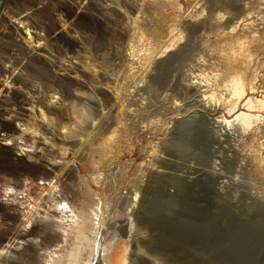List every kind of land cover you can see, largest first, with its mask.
Instances as JSON below:
<instances>
[{"label":"rangeland","instance_id":"rangeland-1","mask_svg":"<svg viewBox=\"0 0 264 264\" xmlns=\"http://www.w3.org/2000/svg\"><path fill=\"white\" fill-rule=\"evenodd\" d=\"M0 83V264H264V0H0Z\"/></svg>","mask_w":264,"mask_h":264},{"label":"bare ground","instance_id":"bare-ground-1","mask_svg":"<svg viewBox=\"0 0 264 264\" xmlns=\"http://www.w3.org/2000/svg\"><path fill=\"white\" fill-rule=\"evenodd\" d=\"M92 5V4H91ZM13 26V25H12ZM17 28V27H16ZM18 31V30H17ZM19 44V43H17ZM17 74V73H16ZM14 77V76H13ZM14 79V78H13ZM15 80V79H14ZM6 84V83H5ZM3 84V83H0V91H9L8 87ZM244 91V90H243ZM15 92V91H14ZM235 92L237 94H242L244 92H241V89L240 88H237L235 90ZM6 93V92H5ZM6 95V94H5ZM244 95V94H243ZM240 96V95H239ZM241 97V96H240ZM3 100V99H1ZM245 101V100H244ZM1 102V101H0ZM217 102V101H216ZM22 103V102H21ZM207 103V102H206ZM236 103V102H235ZM246 104L249 106V107H252L253 106V99L252 97H249L246 101ZM234 106V105H233ZM21 109V108H20ZM20 111V110H19ZM232 111V109H231ZM2 115H3V112H2ZM9 115V114H8ZM22 115V114H21ZM25 115V114H24ZM43 115V114H42ZM253 118H255V115L253 113H249L248 111H239V112H236L232 117L231 119H228L226 117H221V118H214L213 119V124L215 127H218L220 128L221 130H227L229 128H231V126L233 125L234 121H237V122H240V123H243L245 124L246 126H249L251 123H253ZM16 120V119H15ZM233 127V126H232ZM3 144V143H2ZM18 144V143H17ZM24 152V151H23ZM18 155H23L22 153H18ZM16 161H18V163L22 162L24 159L22 158H19V157H16L15 158ZM27 160V159H26ZM24 163H22L23 165ZM55 166V165H54ZM62 203H65V202H62ZM59 205V204H58ZM67 207V206H66ZM57 208V207H56ZM60 208V207H59ZM58 208V209H59ZM65 208V207H64ZM62 209V208H61ZM59 211L60 212H64L63 209ZM69 209V208H68ZM70 210V209H69ZM66 212V211H65ZM68 212V211H67ZM71 214H72V217L70 218L72 220V224H70V226H73L72 229H77V239H78V243H76V249L72 250L71 252H69L68 254H64V255H61V257H59L55 263H50V264H92L93 263V260H95L94 258V255L96 253V247H95V239H93L91 237V230H93V227H91V222H90V217L89 215L90 214H86V216L84 215V219H83V222L79 220V215H77L73 210H71ZM81 217V216H80ZM82 220V219H81ZM126 223H127V220H124ZM164 221V220H163ZM175 221V220H174ZM157 224L155 225V228L153 229V231H157V233H159V237H160V234L161 233H166L167 231H169V224L167 225L166 223L167 222H162V221H158L156 222ZM169 223V222H168ZM174 223V222H173ZM177 223V222H176ZM172 224V222H171ZM179 227V223H177ZM124 225V229L125 227L127 226V224H122ZM173 225V224H172ZM123 229V228H121ZM123 229V230H124ZM176 229V228H175ZM185 229V227H184ZM97 230V229H96ZM126 230V229H125ZM167 230V231H165ZM176 231V230H175ZM170 232V231H169ZM174 232V231H173ZM76 233V234H77ZM156 233V232H155ZM172 233V232H171ZM176 233H178L176 231ZM168 234V233H167ZM170 234V233H169ZM135 235V234H134ZM154 235V234H153ZM166 236V234H165ZM172 236V235H171ZM176 237V235H173ZM94 237V236H93ZM136 237V236H135ZM163 238V236H162ZM138 239V238H137ZM168 239V238H166ZM165 239V240H166ZM164 240V241H165ZM173 240V239H172ZM177 240V239H176ZM168 241V240H167ZM166 241V243H167ZM171 241V240H170ZM174 241V240H173ZM172 241V242H173ZM159 243V241H158ZM162 244H163V240H162ZM168 244V243H167ZM161 245V244H160ZM164 245V244H163ZM176 245V244H175ZM17 248V247H16ZM111 248V247H110ZM83 249H90L91 250V254L90 257L88 256L87 258L88 259H85V256L83 254ZM98 249V248H97ZM106 249V248H105ZM140 249V248H139ZM89 250V251H90ZM100 250V249H99ZM108 250V249H107ZM105 252V251H104ZM102 253L103 255L105 253ZM108 252V251H107ZM106 252V253H107ZM126 251L123 249L121 252L120 251H117V252H113V253H110V258H112L111 260V263L113 264H125L126 263V260H127V254L125 253ZM136 252V251H135ZM86 253V252H85ZM97 254V253H96ZM87 255V254H86ZM106 255V254H105ZM93 256V257H92ZM96 257V256H95ZM137 258V257H136ZM108 260V259H107ZM190 262V261H189Z\"/></svg>","mask_w":264,"mask_h":264}]
</instances>
